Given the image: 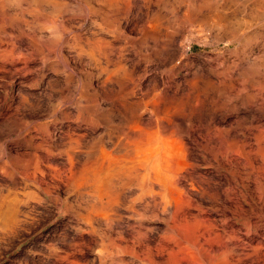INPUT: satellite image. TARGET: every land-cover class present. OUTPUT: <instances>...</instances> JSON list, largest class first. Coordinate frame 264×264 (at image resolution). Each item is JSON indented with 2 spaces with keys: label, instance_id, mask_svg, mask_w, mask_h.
<instances>
[{
  "label": "rangeland",
  "instance_id": "1",
  "mask_svg": "<svg viewBox=\"0 0 264 264\" xmlns=\"http://www.w3.org/2000/svg\"><path fill=\"white\" fill-rule=\"evenodd\" d=\"M80 1L0 0V264H186V256L181 253L180 246L191 239L196 223L202 219L205 220V226L210 227L213 232L217 231L221 237L224 234L216 228L225 223H232L235 230L230 234L238 243L240 252L248 253L253 248L264 252V238L251 231L244 232L231 205L220 209L207 204L195 207L175 206L172 203L162 206L149 202L136 203V196L141 193L148 199L157 197L164 200L178 196L177 188L190 192L185 179L190 177V174L194 179L203 180L200 182L203 186L208 184V188L212 185L211 188L214 186L226 191L232 185L231 180L225 182L223 173L218 174L213 167H206V154L201 152L198 144H192L193 142L184 135L181 139L184 138L183 143L187 142V152L190 151L187 154L180 148L182 146H179L178 138L168 133H162L163 138L158 135L154 140L146 139L139 153V156L147 160L151 174L156 173L161 179L163 176V179H168V176L171 178L178 175L176 190L147 185L142 191L136 190L127 194L124 202L103 205L93 203L90 196L88 198V195H84V191L80 193L71 190L69 175L79 169L82 161V150L79 147L91 141L97 134L103 133L108 122L116 123L119 116L126 117V81L122 69L127 56L134 51L137 75H140L144 63L143 59L140 61L144 49L136 44L131 50L124 38H121L126 33H132L125 25L124 18H120L123 34L104 24V27L110 30L107 32L94 14L89 15V19L82 18ZM129 14L126 20L136 18V15ZM182 23L184 25H181ZM188 23H177L178 29L180 28L179 41L190 47L182 57L180 69H174L172 72L174 80L180 79L182 67L187 61H197L207 55V58L218 60L236 58L233 51L238 46L237 41L211 43L213 34L210 35L211 32L204 24L197 26ZM206 34L210 37H205ZM91 35L111 40L108 46L110 50H107V47L104 49L103 55L106 58H101L103 55L96 50L97 46L90 48L84 45L83 40ZM161 36L164 35H159L156 45L148 47L157 48L160 43L158 41L165 38ZM189 36H193L196 41L188 39ZM117 47H123V50ZM117 49L122 53L117 52ZM115 51L121 55H116ZM94 56L102 60L99 61ZM167 61L163 63L164 66L160 64L156 68L154 63H146L149 73L145 79L140 80L142 89L150 85V74H153L154 69L156 71L159 68L161 72L164 68L162 71H165L167 63L170 66L174 63ZM115 68H119L118 71ZM199 93L203 95V91ZM211 96L212 94L207 98L210 99ZM240 97L241 95L237 96ZM99 102L102 110H98L102 114L95 110ZM206 105L209 112L211 105L208 102ZM188 108L190 107L184 108L186 113H189ZM105 113L114 115V118L109 115L107 119L99 116ZM145 116H148L147 112ZM69 141L74 147L71 159L64 152ZM106 144L109 147V143ZM47 149L51 150V154ZM199 174L207 175V179L199 177ZM229 195L232 200H236L238 191H230ZM230 203L233 204L234 201ZM83 213H86V216L89 214V217L91 215L90 222L83 219ZM79 214L82 215V220L78 217ZM256 214L248 212L247 220H255ZM260 221V225L264 226V220ZM113 246L117 248L114 249ZM202 261L203 264H223L220 260L210 262L204 258Z\"/></svg>",
  "mask_w": 264,
  "mask_h": 264
},
{
  "label": "bare ground",
  "instance_id": "2",
  "mask_svg": "<svg viewBox=\"0 0 264 264\" xmlns=\"http://www.w3.org/2000/svg\"><path fill=\"white\" fill-rule=\"evenodd\" d=\"M80 2L82 4L80 7L82 18L89 19V15L94 14L103 23V29L106 28L104 27L105 24L111 30L123 34L120 18H124L125 25L132 30V33L129 30V33L121 38H124L123 40L131 50L137 44L145 51L142 49L143 52L140 53L143 57H138L140 61L142 59L144 61L140 75L135 73L137 61L134 59L136 55L134 56L133 50L131 55L127 56L123 69L120 68L124 72V81H126L124 90V100L127 105L126 117L124 115L119 116L116 123H106L104 134H97L91 141L85 142V145L79 147L82 150V161H80L79 169L69 175L68 183L72 188L71 190L80 193L84 191L86 193H83L84 195H88V198L90 196L91 201L93 200V203L97 202L99 205L124 202L127 199V194L136 190L142 191L147 185L176 190L179 180L178 173L172 171L177 176L173 174L174 177L171 178L167 177L166 174L165 177L168 179H163L164 176L161 179L156 173L151 174L147 160L139 156V153L140 147L146 139L153 138L154 140L155 136H160L162 133L167 135L168 133V135L178 138L179 146H182L180 148H183L184 153L187 154L190 152H187V142L183 143L184 138L181 139L184 135L193 142L192 144L194 142L196 145L198 144L201 152L206 154V167H213L218 174L223 173L225 182L231 180L232 185L226 191L214 188V186L211 188L212 185H209L211 187L208 188V184L203 186L204 184L201 183L203 180L194 179L190 174V177H185L190 192L186 189L177 188L178 196L164 200L157 199V197L148 199L141 193L136 196V203L149 202L155 206L172 203L175 206L195 205V207L196 205L207 204L214 208L220 207V209H225L231 205L233 213L240 223V228L245 230L244 232L251 231L264 238V226L260 225V220H264V0H81ZM129 13H132V16L136 15V18L126 20ZM129 16L131 15L129 14ZM183 21L194 23L197 26L204 24L211 32L210 35L213 34L211 35L213 38L211 43L237 41L238 46L233 51L236 58L218 60L213 57V59L207 58V55L201 59L198 58L197 61H187V64L184 63L182 67L180 79L174 80L172 72L174 69H180L182 57L187 54L190 47V45L181 44L182 41L180 42V37L178 38L180 28L178 29L177 23ZM94 23L93 25H95ZM109 28H106L107 32L110 31ZM94 32L96 33L95 30ZM161 33L165 36L164 40L158 41L160 43L157 48H151L152 45H156L155 43L160 38ZM207 35L205 37H210ZM114 38L116 37L114 36ZM188 39L194 38L189 36ZM108 40L105 37L91 35L83 41L87 47L97 46L96 50L103 55L104 49L106 47L107 50L109 49L111 40ZM80 42L82 43V41ZM121 45H123L122 42ZM147 47L151 50L148 51ZM86 48L84 49L86 50ZM120 49L123 50V47ZM116 51L120 50L117 49ZM98 52L94 53L99 54ZM117 52L116 55L122 53L120 51L121 53L117 54ZM111 54L114 55V53ZM120 55L119 59H121ZM103 57L106 58L105 55L101 56V58ZM95 59L98 58L95 57ZM100 59L98 60L101 61L102 59ZM106 60L110 63L108 59ZM166 61L171 64L174 61V63L171 66L167 63V67H170H166L167 70L165 68V71H162L164 68L160 69V72L158 65H162ZM211 61L214 64L209 63ZM146 63H154L155 68L158 66V72L153 70V74H150V85L142 89L140 80L145 79L149 73L146 70ZM118 69L116 70L118 71ZM199 91H203L202 96ZM210 94H212V98L208 99ZM238 95L241 97L237 98ZM207 102L211 105L209 106L211 113L210 111L207 112L208 109L206 110ZM100 103L95 107L98 114H102L99 112L102 110ZM186 106L191 108H188L189 113L185 112ZM145 112L148 113V116L144 117ZM106 113L99 116L104 119H107L108 115L112 119L114 118V115ZM67 136L70 140L69 132ZM104 136L105 139H103ZM163 136L160 137L163 138ZM106 142L109 143V147ZM47 151L50 153L51 150L47 149ZM64 152L69 159L72 158L74 147L70 141L65 146ZM145 157L147 156L145 155ZM192 162L195 164L194 161ZM166 172L168 173V170ZM163 173L165 174V172ZM185 173L187 172L185 171ZM199 177L207 179V175H200ZM219 183L221 184V182ZM234 190L238 191L236 200H232L229 195V192ZM230 201H234V203L231 204ZM255 209H257L256 212ZM248 212L257 213L255 220H247ZM85 214L83 219L88 222L91 215L89 217V214L87 216ZM79 216L82 220V215L79 214ZM204 223L205 220H199L193 229L191 239L180 246L181 253L186 256V259L182 258V261L184 259L186 264H203L204 258L210 262L220 260L223 264H264L263 251L251 247L252 250L248 253L240 252L238 243L230 234L235 230L231 225L232 223L230 225L225 223L222 227L216 228L224 234L222 237L217 231L213 232L210 227L205 226ZM101 242L103 241L101 240ZM99 244L101 243L99 242ZM113 247L114 249L117 248ZM124 250H126L125 247ZM179 260L181 261V259Z\"/></svg>",
  "mask_w": 264,
  "mask_h": 264
}]
</instances>
